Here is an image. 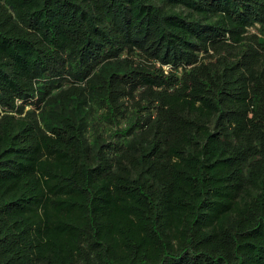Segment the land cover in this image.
<instances>
[{
	"label": "trees",
	"instance_id": "obj_1",
	"mask_svg": "<svg viewBox=\"0 0 264 264\" xmlns=\"http://www.w3.org/2000/svg\"><path fill=\"white\" fill-rule=\"evenodd\" d=\"M0 264H264V0H0Z\"/></svg>",
	"mask_w": 264,
	"mask_h": 264
}]
</instances>
